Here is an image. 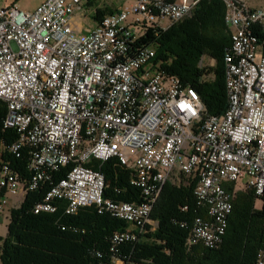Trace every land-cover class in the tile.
Wrapping results in <instances>:
<instances>
[{"label": "built area", "instance_id": "built-area-1", "mask_svg": "<svg viewBox=\"0 0 264 264\" xmlns=\"http://www.w3.org/2000/svg\"><path fill=\"white\" fill-rule=\"evenodd\" d=\"M82 1L45 0L33 11L0 8L3 128L15 130L12 155L27 150L29 172L24 178L0 159V223L8 194L47 185L34 214H54L61 204L65 215L92 207L128 225L108 237V264H152L123 248L146 226L155 228L150 214L177 171L195 181L204 213L193 219L189 243L215 247L232 211L223 183L245 178L243 187L257 198L264 194V4L222 0L231 39L223 55L227 107L221 117L202 120L197 92L157 70L154 48L138 43L147 29L166 30L201 0H130L78 35L70 21ZM113 158L131 171L141 201L104 197V175L89 165ZM254 264H264V249Z\"/></svg>", "mask_w": 264, "mask_h": 264}, {"label": "trees", "instance_id": "trees-1", "mask_svg": "<svg viewBox=\"0 0 264 264\" xmlns=\"http://www.w3.org/2000/svg\"><path fill=\"white\" fill-rule=\"evenodd\" d=\"M225 12L224 1L201 0L189 16L164 31L155 33L147 29L138 41L154 48L152 63L157 70L176 77L183 86L197 92L204 106L202 120L208 116L221 117L227 107L223 55L231 39ZM204 56L214 59L212 67L202 66ZM6 112V104L0 100V159L27 178V150L22 149L19 158L8 151L16 133L3 128ZM89 166L104 175L105 198L141 201L140 190L129 183L131 171L120 166L116 159L93 161ZM65 171L64 168L56 172L54 180L63 178ZM180 176L170 178L162 187L150 214L155 228L146 227L137 241L124 246V252L152 264H254L258 251L264 249V194L257 198L235 182L223 183L233 197L221 242L212 248L191 245V223L204 213L193 195L195 181ZM47 190V185H41L37 190L25 192L20 207L10 210L7 235L0 239V264H108V237L128 225L109 215H99L92 207L65 215L61 204L54 214H34L33 206ZM257 199L261 202L259 209L254 208ZM71 227L79 231L75 233ZM96 251L102 256L96 257Z\"/></svg>", "mask_w": 264, "mask_h": 264}, {"label": "rangeland", "instance_id": "rangeland-1", "mask_svg": "<svg viewBox=\"0 0 264 264\" xmlns=\"http://www.w3.org/2000/svg\"><path fill=\"white\" fill-rule=\"evenodd\" d=\"M44 1L45 0H0V8L13 7V8H16V9L21 10V11H33ZM263 4H264V0H249V6H251L252 8H257ZM88 11H89L88 7L84 6V13H86L85 16H83V20H82L84 28L89 27L93 23V21L90 18H88V16H87ZM214 63H215L214 59L209 58L207 56H204L202 59V66L203 67H212L214 65ZM174 177H176L178 179L181 178L180 175H174ZM182 179L186 180V177H183ZM244 181H245V178L240 179L237 182L238 187H241V185H243ZM7 196L10 200V202H9L10 206H9V209L3 213L2 218H1L0 239H4L5 236L7 235V227H8L9 222H10V218H9L10 210L11 209H17L20 207V205L23 201L24 194L17 192L15 194H8ZM260 207H261L260 200H258V199L255 200L254 208L259 209ZM146 227H148V226H146Z\"/></svg>", "mask_w": 264, "mask_h": 264}, {"label": "crops", "instance_id": "crops-1", "mask_svg": "<svg viewBox=\"0 0 264 264\" xmlns=\"http://www.w3.org/2000/svg\"><path fill=\"white\" fill-rule=\"evenodd\" d=\"M129 4H131L130 0H83L80 7L75 10L71 18V28L78 35L86 34L89 31L93 30L104 16L116 13L120 11L124 6H127ZM84 6L88 7L89 11L87 13V16L93 21V23L87 28H84L82 21L83 16H85L86 14L84 13ZM171 175V178H173L174 175L181 174H179L177 171H174ZM241 186L243 187V185Z\"/></svg>", "mask_w": 264, "mask_h": 264}]
</instances>
